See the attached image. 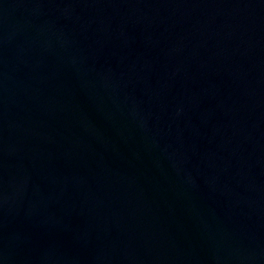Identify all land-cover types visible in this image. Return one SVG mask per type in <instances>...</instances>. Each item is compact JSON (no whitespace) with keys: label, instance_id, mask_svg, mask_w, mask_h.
I'll return each instance as SVG.
<instances>
[{"label":"water","instance_id":"obj_1","mask_svg":"<svg viewBox=\"0 0 264 264\" xmlns=\"http://www.w3.org/2000/svg\"><path fill=\"white\" fill-rule=\"evenodd\" d=\"M0 264H264V0H0Z\"/></svg>","mask_w":264,"mask_h":264}]
</instances>
